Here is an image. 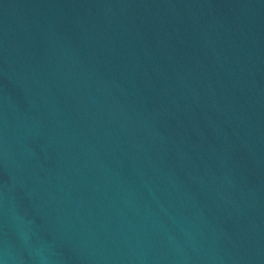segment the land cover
I'll return each instance as SVG.
<instances>
[{
  "label": "water",
  "instance_id": "95a60500",
  "mask_svg": "<svg viewBox=\"0 0 264 264\" xmlns=\"http://www.w3.org/2000/svg\"><path fill=\"white\" fill-rule=\"evenodd\" d=\"M0 264H264V0H0Z\"/></svg>",
  "mask_w": 264,
  "mask_h": 264
}]
</instances>
